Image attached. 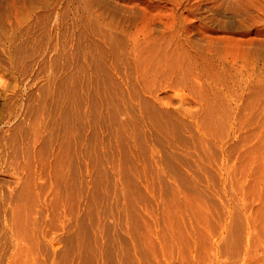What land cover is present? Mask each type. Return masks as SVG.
<instances>
[{"label": "rangeland", "instance_id": "1", "mask_svg": "<svg viewBox=\"0 0 264 264\" xmlns=\"http://www.w3.org/2000/svg\"><path fill=\"white\" fill-rule=\"evenodd\" d=\"M69 1L0 0V264H264V79L247 73L264 67L144 81L124 51L77 45ZM236 2L198 0L194 25L264 30L239 26ZM125 78L126 135L112 102Z\"/></svg>", "mask_w": 264, "mask_h": 264}, {"label": "bare ground", "instance_id": "2", "mask_svg": "<svg viewBox=\"0 0 264 264\" xmlns=\"http://www.w3.org/2000/svg\"><path fill=\"white\" fill-rule=\"evenodd\" d=\"M72 2L75 4V6L72 4L75 9L74 11L77 12V15L74 17L75 26L81 30V34H85L84 39L80 38V40L78 38L77 45L82 44L89 48H106L115 54L116 60L119 59V54L124 51L126 53L125 62L138 68L136 73L138 77H142L144 81L152 80L151 82L154 84V80L160 72L164 76V79L171 77V80H174L172 78L175 77L176 81H181V79L189 76L193 72L196 74H194V77L196 76L197 79L201 78V82L203 80L205 83L210 82V84H213L211 83L212 81H218L223 84V79H227L230 75L236 73V71L233 72L230 67L239 64L238 61H242V63L247 65L252 64V68L257 66L256 64H260L264 67V53H262V49H264V32L262 31L264 30L260 31L261 28L258 29L254 26L253 29L243 31L238 30L233 32L232 30V32L217 33L211 29L212 32H209L210 27L208 28L206 25H200L202 23L198 26L194 25L193 16L195 9H197L198 0H71L70 4ZM224 5L225 3L223 6ZM202 7L200 9H203ZM251 9L252 7L249 1L237 0L234 4V8L229 10L240 16L236 21L239 23V26H241L244 20L243 18L247 16L254 19L258 17V22L259 20H264V12H256L253 14ZM200 12L199 14L203 11ZM202 14L204 15V13ZM195 17H197V15ZM213 19H215V16L212 17V20ZM216 19L218 18L216 17ZM220 19H218L219 26L222 24V22L220 24ZM200 22H203V20ZM208 22L211 21L209 20ZM253 23H257V20ZM261 23L264 24L262 21ZM215 25L218 28L221 27L217 24ZM260 25H258V27ZM222 26H225V22ZM204 41L206 43H204ZM232 41L239 44V50L242 52L241 54H238L240 53L239 51L237 54L228 52V47L232 44ZM206 65L209 66L208 70L205 67ZM157 66H162L163 70L156 72L152 78H148L151 75L152 67ZM141 69L143 72H140ZM233 69L235 70V68ZM261 70L258 73H255L254 70L249 71L250 73L247 72L248 70L246 72L248 75L255 74L258 77L261 76L259 78L257 77L258 79H264V76H262L264 75V71L261 73ZM136 73L134 72V76ZM136 77L137 76H135V78ZM128 79L130 78H125L124 80L126 82L129 81L127 82L129 85L128 94H125L123 89L118 86L117 93L112 97V102L117 95L122 102V105H119V103L113 105L114 133L120 131L125 135L128 124L132 121L127 99H131V94H134V96L138 98V93L133 81ZM220 85L218 86L220 87ZM210 86L212 89H216L217 91L220 90V88L218 89L212 85ZM148 89L150 90V85L144 83L142 90L149 91ZM226 89L228 90V88ZM150 92L153 93V91ZM143 104L147 105V102L143 101ZM235 110L237 109L235 108ZM155 111L154 109L148 110L149 113L156 116ZM119 112L125 114L123 120L115 119L114 114H118ZM156 121L159 123V126L169 129L168 120L163 123L158 119H156ZM54 160L55 170L53 173L56 181L61 183L63 171L60 168V154L58 155L57 153Z\"/></svg>", "mask_w": 264, "mask_h": 264}]
</instances>
